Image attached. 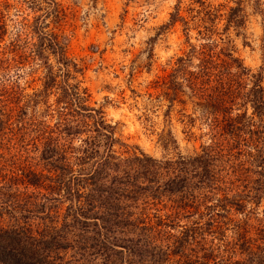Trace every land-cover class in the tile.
Instances as JSON below:
<instances>
[{"label":"trees","instance_id":"16d2710c","mask_svg":"<svg viewBox=\"0 0 264 264\" xmlns=\"http://www.w3.org/2000/svg\"><path fill=\"white\" fill-rule=\"evenodd\" d=\"M42 2L57 12L54 0ZM253 3L262 15L260 0ZM242 12L230 9L226 30L244 25ZM37 21L33 53L45 74L35 97H55L46 108L55 119L32 115L23 124L41 167L22 171L21 181L38 191L34 198L0 188V217L13 221L0 227V264H264L261 74L225 49L192 48L177 60L169 90L187 91L208 143L175 158L118 152L126 146L102 108L88 104L76 79L82 69ZM176 22L185 24L178 6L159 31Z\"/></svg>","mask_w":264,"mask_h":264},{"label":"rangeland","instance_id":"374dc122","mask_svg":"<svg viewBox=\"0 0 264 264\" xmlns=\"http://www.w3.org/2000/svg\"><path fill=\"white\" fill-rule=\"evenodd\" d=\"M253 1L54 0L55 13L42 0H0V188L36 198L38 190L24 189L21 181L22 171L41 167L30 141L34 134L23 124L32 115L51 125L55 119L46 112L55 97H35L45 74L33 53L35 21L57 36L68 58L82 69L76 79L87 91L88 104L102 108L126 146L117 145L116 151L137 148L157 159L175 158L199 153L208 143L206 126L186 89L175 97L169 90L177 60L193 55L192 48L198 52L208 44L216 53L232 52L251 74H261L264 95V0L262 15L254 11ZM237 2L244 25L226 30ZM176 6L185 24L159 31ZM3 90L13 93L5 98ZM263 210L264 202L256 212ZM11 224L7 216L0 217V227ZM251 227H256L253 220L248 228L253 236Z\"/></svg>","mask_w":264,"mask_h":264}]
</instances>
